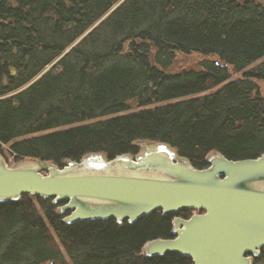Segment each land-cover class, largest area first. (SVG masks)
Instances as JSON below:
<instances>
[{"label":"trees","instance_id":"1","mask_svg":"<svg viewBox=\"0 0 264 264\" xmlns=\"http://www.w3.org/2000/svg\"><path fill=\"white\" fill-rule=\"evenodd\" d=\"M118 1L0 0V154L8 145L15 160L62 167L88 153L135 155L149 141L197 169L213 151L263 154L264 59L227 80L264 58V0H123L111 10ZM177 54L201 56L200 66L176 70ZM60 205L28 194L1 202L0 264H191L141 254L191 210L67 224Z\"/></svg>","mask_w":264,"mask_h":264},{"label":"water","instance_id":"2","mask_svg":"<svg viewBox=\"0 0 264 264\" xmlns=\"http://www.w3.org/2000/svg\"><path fill=\"white\" fill-rule=\"evenodd\" d=\"M92 155L99 154L62 167L43 160L10 167L0 155V203L23 194L52 198L63 203L59 213L69 211L67 224L134 223L157 211L197 212L173 220L172 238L146 242L148 257L176 253L191 264H253L264 248V153L232 160L213 152L201 169L159 142L135 156L87 158Z\"/></svg>","mask_w":264,"mask_h":264},{"label":"rangeland","instance_id":"3","mask_svg":"<svg viewBox=\"0 0 264 264\" xmlns=\"http://www.w3.org/2000/svg\"><path fill=\"white\" fill-rule=\"evenodd\" d=\"M123 0H119L116 5L111 9L113 10L118 4H120V2H122ZM110 10V11H111ZM109 13V12H108ZM264 58L256 61L255 63L251 64L250 66H248L245 70H243L242 72H234L232 71V69H229L230 71V79L227 80V82H231V81H235V80H238L239 78L243 77V74H245V72L249 71L250 69L254 68L256 65H258ZM200 60H201V56L199 55H196V54H191V55H181V54H177L176 58H175V62L173 64V67L178 70V69H182V68H192V67H195V68H198L200 66ZM226 82V83H227ZM257 88H258V91L259 93L264 96V81H261V80H257ZM220 87V86H219ZM217 88L215 89H212L210 91H207L205 93H202L200 95H203V94H208V93H211L213 91H216ZM131 111H127L125 113H129ZM148 144L147 142H141L140 144V150H144V147L145 145ZM211 154V153H209ZM7 165L10 166V167H13L15 165H18V164H21V163H28V162H38V160H29L28 158H25V159H20V160H15L14 159V156L9 152V147L8 145H4L3 146V151H2V154H1ZM89 155V154H88ZM100 155V154H99ZM99 155H92V156H89L87 158H96V157H99ZM87 156V155H86ZM103 159H105L103 157ZM91 160V159H89ZM41 172L42 173H46V171L44 169H41ZM65 260L68 261V258L67 256H65Z\"/></svg>","mask_w":264,"mask_h":264},{"label":"bare ground","instance_id":"4","mask_svg":"<svg viewBox=\"0 0 264 264\" xmlns=\"http://www.w3.org/2000/svg\"><path fill=\"white\" fill-rule=\"evenodd\" d=\"M0 155H1V154H0ZM1 156H2V155H1ZM2 157H3V156H2ZM3 158H4V157H3ZM29 164L35 165L34 163H31V162H30Z\"/></svg>","mask_w":264,"mask_h":264}]
</instances>
